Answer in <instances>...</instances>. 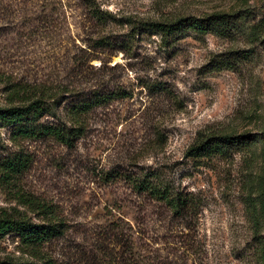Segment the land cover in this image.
<instances>
[{
	"label": "rangeland",
	"instance_id": "obj_1",
	"mask_svg": "<svg viewBox=\"0 0 264 264\" xmlns=\"http://www.w3.org/2000/svg\"><path fill=\"white\" fill-rule=\"evenodd\" d=\"M95 2L110 15L103 22L81 0H0V107L17 104L10 94L24 86L123 93L88 114L71 148L0 122V216L42 221L19 203L21 192L48 203L65 226L35 255L15 233L1 235L0 261L87 264L84 252L114 248L106 227L116 222L140 264H264V0ZM211 14L227 16V36L143 24ZM253 25L258 40L249 38ZM209 58L230 68L209 71ZM217 134L253 141L226 155L184 156ZM139 180L166 185L185 207L171 211L135 189Z\"/></svg>",
	"mask_w": 264,
	"mask_h": 264
},
{
	"label": "trees",
	"instance_id": "obj_2",
	"mask_svg": "<svg viewBox=\"0 0 264 264\" xmlns=\"http://www.w3.org/2000/svg\"><path fill=\"white\" fill-rule=\"evenodd\" d=\"M87 7L92 18L103 22L110 16L101 11L95 0H81ZM150 29L160 32H191L197 35L212 34L219 37L227 36L232 29L227 16L224 14H211L204 17L186 16L173 23L143 22ZM249 38L258 40L260 27H250ZM100 45L109 47L103 38L98 39ZM228 59L209 58L206 64L207 70H219L230 68ZM93 86H96L93 84ZM65 94L66 102L60 106V98ZM122 92L115 89H97L90 87H77L73 84L58 85L54 89L44 86L18 87L10 94L11 99L16 98L17 104L0 107V122L13 125L18 134L29 137H50L67 148L74 146L75 142L83 135L87 125V116L95 108L108 103L110 100L121 97ZM44 116L52 117L53 121L41 123L38 120ZM261 138L264 141V133ZM253 138L249 134L237 135H208L202 139H196L184 151V156L191 159L210 157L212 155H226L235 150L244 148L252 143ZM23 165L18 159L7 164L11 171L19 169ZM144 180L134 182L137 190L149 191L155 198L162 200L171 211L179 212L185 207L184 199L171 188L165 186L148 185ZM16 198L19 203L32 207L40 216L41 222L34 223L21 216H13L3 212L0 216V236L13 232L20 242L27 248L30 254H38L40 244L61 235L64 231V222L53 212L50 205L37 198H28L18 192ZM181 209V210H182ZM108 231H113L114 248L106 252V248H95V252H84L87 264H140L138 256L131 246L130 236L121 232V226L116 222L107 225ZM104 233H108L107 231ZM105 235V234H104ZM107 235V234H106ZM103 247V246H101ZM100 252L99 255L97 252ZM31 256V255H30ZM42 257V256H41ZM0 264H33L32 262H11L1 260ZM41 264H51L49 259L42 260Z\"/></svg>",
	"mask_w": 264,
	"mask_h": 264
}]
</instances>
